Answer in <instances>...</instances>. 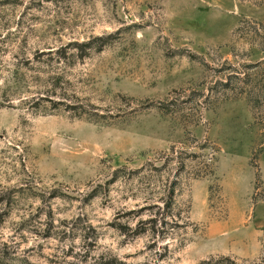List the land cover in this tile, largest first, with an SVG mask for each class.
<instances>
[{"label": "rangeland", "instance_id": "obj_1", "mask_svg": "<svg viewBox=\"0 0 264 264\" xmlns=\"http://www.w3.org/2000/svg\"><path fill=\"white\" fill-rule=\"evenodd\" d=\"M264 260V0H0V264Z\"/></svg>", "mask_w": 264, "mask_h": 264}, {"label": "trees", "instance_id": "obj_2", "mask_svg": "<svg viewBox=\"0 0 264 264\" xmlns=\"http://www.w3.org/2000/svg\"><path fill=\"white\" fill-rule=\"evenodd\" d=\"M220 260H229V261H231L233 264H239V263H237L236 261L232 260L230 257H223V258L220 259ZM211 261H212V260H211ZM211 261H206V260H204V261L200 262L199 264H210ZM254 264H264V260H262L261 262L254 263Z\"/></svg>", "mask_w": 264, "mask_h": 264}]
</instances>
